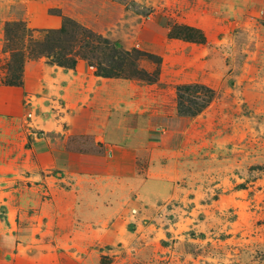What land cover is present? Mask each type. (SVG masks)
Wrapping results in <instances>:
<instances>
[{"label":"rangeland","instance_id":"rangeland-1","mask_svg":"<svg viewBox=\"0 0 264 264\" xmlns=\"http://www.w3.org/2000/svg\"><path fill=\"white\" fill-rule=\"evenodd\" d=\"M134 1L0 0L13 264H264V0ZM65 19L95 35L73 69L34 48ZM183 82L214 91L197 116Z\"/></svg>","mask_w":264,"mask_h":264},{"label":"trees","instance_id":"trees-1","mask_svg":"<svg viewBox=\"0 0 264 264\" xmlns=\"http://www.w3.org/2000/svg\"><path fill=\"white\" fill-rule=\"evenodd\" d=\"M125 7H137L138 3L134 0H111ZM136 11V10H134ZM139 15L147 16L148 11H136ZM178 29V28H177ZM175 36L197 43H204L205 37L197 30L191 27L182 26L178 29ZM7 33V29H5ZM89 34L88 38L95 37L93 33L85 31L80 25L70 19H65L58 29L47 31L41 42H35L36 56H45L52 64L64 69H73L76 65V51L79 39L82 34ZM195 34V36L193 35ZM34 55V54H33ZM35 56V55H34ZM21 67V64H20ZM20 67L18 72L20 71ZM113 75L111 71L100 70L98 76L110 78ZM17 85L18 82L13 83ZM176 112L179 116L194 117L203 112L213 101L214 91L203 84L190 83L180 84L175 87Z\"/></svg>","mask_w":264,"mask_h":264},{"label":"crops","instance_id":"crops-1","mask_svg":"<svg viewBox=\"0 0 264 264\" xmlns=\"http://www.w3.org/2000/svg\"><path fill=\"white\" fill-rule=\"evenodd\" d=\"M77 69H78V66H76V70ZM61 72L65 74L64 70ZM191 83H194V82H191ZM180 84H190V82H183ZM198 84H202V83H198ZM50 153L51 152L47 151V154L52 157L51 155L52 153L51 154ZM16 238H17L16 235H14L13 233H6V234L0 233V264H3V262H8L10 264H13V259H15L16 257H19L17 254L18 243L16 242Z\"/></svg>","mask_w":264,"mask_h":264}]
</instances>
